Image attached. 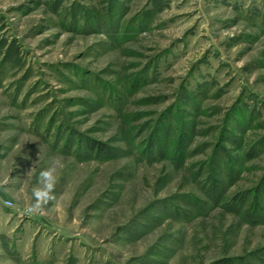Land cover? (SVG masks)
<instances>
[{"label":"rangeland","instance_id":"rangeland-1","mask_svg":"<svg viewBox=\"0 0 264 264\" xmlns=\"http://www.w3.org/2000/svg\"><path fill=\"white\" fill-rule=\"evenodd\" d=\"M0 186V264H264V0H0Z\"/></svg>","mask_w":264,"mask_h":264},{"label":"clouds","instance_id":"clouds-1","mask_svg":"<svg viewBox=\"0 0 264 264\" xmlns=\"http://www.w3.org/2000/svg\"><path fill=\"white\" fill-rule=\"evenodd\" d=\"M56 167L55 164L51 167L42 169L39 173V182L42 185V188H37L36 191L39 193L41 190L50 192L56 181Z\"/></svg>","mask_w":264,"mask_h":264},{"label":"built area","instance_id":"built-area-1","mask_svg":"<svg viewBox=\"0 0 264 264\" xmlns=\"http://www.w3.org/2000/svg\"><path fill=\"white\" fill-rule=\"evenodd\" d=\"M0 189H1V186H0ZM6 204H7L8 206H12V205H13V202H11V201H6Z\"/></svg>","mask_w":264,"mask_h":264}]
</instances>
